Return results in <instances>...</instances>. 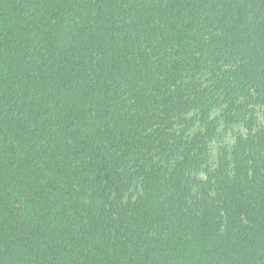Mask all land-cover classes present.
Wrapping results in <instances>:
<instances>
[{"label": "trees", "instance_id": "obj_1", "mask_svg": "<svg viewBox=\"0 0 264 264\" xmlns=\"http://www.w3.org/2000/svg\"><path fill=\"white\" fill-rule=\"evenodd\" d=\"M0 264H264V0H0Z\"/></svg>", "mask_w": 264, "mask_h": 264}]
</instances>
